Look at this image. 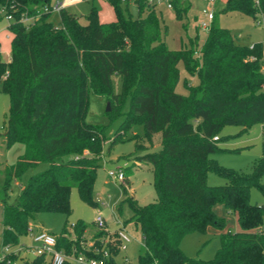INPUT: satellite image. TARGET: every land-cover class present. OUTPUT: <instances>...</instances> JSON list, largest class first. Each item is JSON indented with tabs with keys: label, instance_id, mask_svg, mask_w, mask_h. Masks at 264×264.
Masks as SVG:
<instances>
[{
	"label": "trees",
	"instance_id": "1",
	"mask_svg": "<svg viewBox=\"0 0 264 264\" xmlns=\"http://www.w3.org/2000/svg\"><path fill=\"white\" fill-rule=\"evenodd\" d=\"M107 1L117 15L109 23L99 21L92 5L86 24L63 7L58 11L59 23L49 20V11L27 27L19 21L20 15L51 6L52 0H0V11L14 17L7 25L10 60L0 53V91L9 96L3 143L6 147L24 145V153L3 167L1 248L11 260L0 264H49L44 255L15 263L20 258L15 250L35 214H70L71 183L76 184L83 202L97 205L93 188L105 135L103 128L85 121L90 92L105 97L108 115L124 114L114 141L132 124L143 128L141 135L127 139L135 141L131 154L136 160L151 165L156 198L139 204L128 193L129 180L124 178L126 185L120 183L123 197L115 207L120 216L127 206L129 220L142 233L144 244L137 264H264V202L250 201L252 187L264 198L260 182L264 138L262 155L250 172L225 168L209 158L222 150L217 142L224 126H240L244 131L254 124L264 126V44L239 43L214 16L200 46L196 36L171 50L162 39L155 4L135 0L136 17H125L122 6L127 3ZM167 1L178 18L186 14L188 5L182 0ZM233 10L255 19L261 13L264 19V0L259 8L253 0L222 3V12ZM179 62L188 74L198 77L195 85L185 82L186 94L176 91ZM116 77L118 92L114 90ZM126 99L129 108L122 113ZM157 133L158 150H144L136 141L151 142ZM39 163L48 167L30 175L15 202L7 203L11 182ZM209 172L224 177L226 184L209 185ZM215 203L236 214L240 229L220 235L212 258L190 257L180 247L185 235L223 225L213 210ZM72 227L73 236L65 226L56 235L57 249L117 264L116 256L122 250L116 230L97 228L91 245L84 246L86 224L77 220ZM65 264L73 262L66 260Z\"/></svg>",
	"mask_w": 264,
	"mask_h": 264
},
{
	"label": "rangeland",
	"instance_id": "2",
	"mask_svg": "<svg viewBox=\"0 0 264 264\" xmlns=\"http://www.w3.org/2000/svg\"><path fill=\"white\" fill-rule=\"evenodd\" d=\"M64 0H52V3L63 2ZM188 5L186 14L178 18L173 8H169L165 1H161L156 6V12L160 17L162 24V39L166 46L171 50L180 49L187 45L189 39L197 36L199 46L206 37V31L200 27L201 22L206 21L207 12L212 10L219 25L231 31L238 42L245 45L262 42L264 44V23L260 16L256 19L251 15L239 11L222 12L221 6L223 0H182ZM128 5L122 6V13L125 17H136L137 8L134 0H127ZM95 6L97 16L100 22L109 23L116 20L117 15L112 5L107 0H80L67 7V11L75 13L81 24L87 23L86 15L91 6ZM49 20L54 24L59 23L58 12H52ZM8 22L5 14L0 12V53L3 59L10 57V38L11 34L7 29ZM264 68V63L262 64ZM178 68L180 78L176 85V91L181 94L187 93L188 85H195L198 82L196 75H190L186 72L183 63L179 62ZM114 90L119 91L118 78L114 79ZM129 108V100L126 99L122 113ZM9 109V96L0 91V187L4 183L3 167L5 164H13L19 155L24 153V145L14 143L6 147L3 143L4 123ZM107 101L105 97L89 93L85 121L97 127L103 128L105 141L101 151L100 166L96 172V178L93 188V198L97 205L89 206L83 202L78 194L76 184L71 183L70 193V214L67 216L60 212H41L35 214L30 220V226L25 235L19 239L17 248L23 246L29 248L34 244L33 238L41 231H49L59 235L65 226L67 233L73 236V224L77 220H82L87 228L83 235L81 243L84 246L91 244V237L97 230L94 219L101 214L107 228L110 231L117 230L119 224L116 223V214L113 211L114 205H118L122 199L121 184L108 176V170L121 169L125 173V178L129 180L126 185L128 193L137 198L139 204L152 202L156 194L152 185L151 165L148 162L137 161L131 153L134 151L135 141L131 138L133 135H141L143 128L141 125H130L125 133L119 139L114 141L119 132V128L124 120V114L112 117L107 114ZM220 140L217 145L222 149L211 153L209 158L215 160L219 165L234 169L238 172H250L253 163L262 155L261 142L264 138V126L262 124L251 125L246 131L240 126L226 125L219 132ZM114 141V142H113ZM136 141L144 147V150H158L160 147V134L152 137L151 142L145 139L136 138ZM46 163H39L33 167L27 168L20 178L11 182L7 203L15 202L21 187L26 183L30 175L46 169ZM130 169H125V168ZM227 180L214 173L207 174V183L212 186L224 185ZM264 184V174L260 178ZM250 201L261 204L264 202L262 193L256 188L250 189ZM213 210L218 218L223 221L222 227L208 226L203 233H189L185 235L180 243L181 249L190 257H199L207 260L212 258L214 251L219 245V237L227 232H235L240 229L235 213L227 211L222 203H215ZM2 204L0 202V232H1ZM131 216L130 209L124 205L123 212L118 218L124 222L127 233L131 236V242L128 249L122 251L116 256L117 264H137V257L143 248V236L139 228L133 226L129 220ZM262 228L264 229V216L262 217ZM108 230V231H109ZM109 231V232H110ZM1 235V234H0ZM19 259L31 261L35 256L26 251H22ZM124 259H127L125 262ZM10 261L1 248L0 236V261Z\"/></svg>",
	"mask_w": 264,
	"mask_h": 264
},
{
	"label": "built area",
	"instance_id": "3",
	"mask_svg": "<svg viewBox=\"0 0 264 264\" xmlns=\"http://www.w3.org/2000/svg\"><path fill=\"white\" fill-rule=\"evenodd\" d=\"M127 0H122L123 3H125ZM149 3L157 4L161 1H165L168 4V7L171 8V4L167 0H147ZM134 2H136L134 0ZM254 6L256 8L260 7L261 0H253ZM64 7L62 2H57L55 4H52L51 6L45 5L40 10H35L33 14H29L27 12H24L20 15L19 21L23 24H25L27 27L34 24V22L37 20V18L40 16L43 12H58L60 9ZM3 12V11H0ZM257 16H260L263 20V15L261 13H258ZM214 14L212 10L207 12L206 21L201 22L200 27L207 31L209 29L210 22L213 20ZM5 18L8 22H12L14 20V17L11 14H5ZM264 72V68H263ZM214 140H217V137L215 136L213 138ZM108 176H110L113 180L117 182H123L125 178L124 171L121 169H111L108 170ZM114 211V207H113ZM116 223L119 224V228L116 230L119 239L121 240L120 248L122 251H126L128 248V244L131 242V236L127 233L125 229V224L121 222L116 215ZM94 223L98 229H107L106 221L104 217L99 214L95 217ZM34 244L27 247H19L15 250L16 253H22V251H26L27 253H31L33 256H39L44 255L46 259L48 260L49 264H65L66 260H70L73 262V264H104L102 260H97L95 258H88L83 254L82 252L78 253L77 255L73 254H67L63 250H59L56 248V235L49 233L48 231H41L33 238ZM91 245V244H90ZM88 245V246H90ZM103 255L107 256V251H103ZM126 262L127 259H124Z\"/></svg>",
	"mask_w": 264,
	"mask_h": 264
},
{
	"label": "crops",
	"instance_id": "4",
	"mask_svg": "<svg viewBox=\"0 0 264 264\" xmlns=\"http://www.w3.org/2000/svg\"><path fill=\"white\" fill-rule=\"evenodd\" d=\"M80 0H64L62 3H63V5H64V8H66L67 9V7L68 6H70V5H72L73 3H76V2H79ZM225 0H223V2H224ZM222 2V3H223ZM10 60V57L7 59V61H9ZM123 197V196H122ZM136 198V197H135ZM137 199V198H136ZM115 207H116V205H114V212H115V214L118 216V214H117V211H116V209H115ZM109 230V229H108ZM110 231V230H109ZM115 231V230H114ZM110 232H113V231H110ZM90 245V244H89ZM128 249V248H127Z\"/></svg>",
	"mask_w": 264,
	"mask_h": 264
},
{
	"label": "water",
	"instance_id": "5",
	"mask_svg": "<svg viewBox=\"0 0 264 264\" xmlns=\"http://www.w3.org/2000/svg\"><path fill=\"white\" fill-rule=\"evenodd\" d=\"M110 110V106H109V103H107V111Z\"/></svg>",
	"mask_w": 264,
	"mask_h": 264
}]
</instances>
